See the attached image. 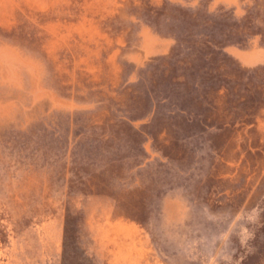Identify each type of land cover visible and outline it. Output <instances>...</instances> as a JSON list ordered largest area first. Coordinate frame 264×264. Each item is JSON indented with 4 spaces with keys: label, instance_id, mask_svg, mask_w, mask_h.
Here are the masks:
<instances>
[{
    "label": "rangeland",
    "instance_id": "rangeland-1",
    "mask_svg": "<svg viewBox=\"0 0 264 264\" xmlns=\"http://www.w3.org/2000/svg\"><path fill=\"white\" fill-rule=\"evenodd\" d=\"M0 264H264V0H0Z\"/></svg>",
    "mask_w": 264,
    "mask_h": 264
}]
</instances>
